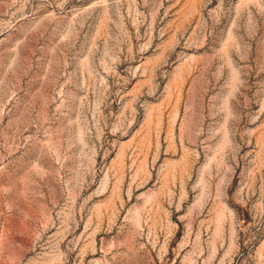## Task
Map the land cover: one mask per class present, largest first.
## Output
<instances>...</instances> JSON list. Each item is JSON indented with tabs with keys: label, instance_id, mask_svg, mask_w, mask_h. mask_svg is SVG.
Returning a JSON list of instances; mask_svg holds the SVG:
<instances>
[{
	"label": "rangeland",
	"instance_id": "1",
	"mask_svg": "<svg viewBox=\"0 0 264 264\" xmlns=\"http://www.w3.org/2000/svg\"><path fill=\"white\" fill-rule=\"evenodd\" d=\"M0 264H264V0H0Z\"/></svg>",
	"mask_w": 264,
	"mask_h": 264
}]
</instances>
